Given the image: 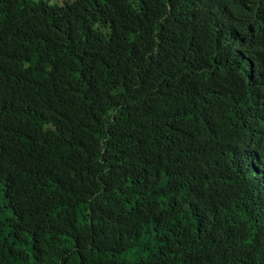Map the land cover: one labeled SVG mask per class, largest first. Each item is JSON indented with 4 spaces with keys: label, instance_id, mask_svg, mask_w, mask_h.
<instances>
[{
    "label": "trees",
    "instance_id": "trees-1",
    "mask_svg": "<svg viewBox=\"0 0 264 264\" xmlns=\"http://www.w3.org/2000/svg\"><path fill=\"white\" fill-rule=\"evenodd\" d=\"M0 11V264H264V0Z\"/></svg>",
    "mask_w": 264,
    "mask_h": 264
},
{
    "label": "clouds",
    "instance_id": "clouds-1",
    "mask_svg": "<svg viewBox=\"0 0 264 264\" xmlns=\"http://www.w3.org/2000/svg\"><path fill=\"white\" fill-rule=\"evenodd\" d=\"M252 118L257 126L264 127V105H258L257 111L252 114Z\"/></svg>",
    "mask_w": 264,
    "mask_h": 264
},
{
    "label": "bare ground",
    "instance_id": "bare-ground-1",
    "mask_svg": "<svg viewBox=\"0 0 264 264\" xmlns=\"http://www.w3.org/2000/svg\"><path fill=\"white\" fill-rule=\"evenodd\" d=\"M35 2H37V1H35ZM2 10H3V9H2ZM2 10H1V11H2ZM1 11H0V12H1ZM0 26H1V25H0ZM0 32H1V31H0ZM4 35H5V34H4ZM2 36H3V34H2ZM0 40H1V39H0ZM262 176H263V175H262ZM260 177H261V176H260ZM262 179H263V178H262ZM260 180H261V179H260ZM257 183H258V182H257ZM256 186H257V185H256ZM261 191H262V190H261ZM260 193H261V192H260ZM261 201H262V200H261ZM263 202H264V201H263ZM257 203H258V202H257ZM260 206H261V205H260Z\"/></svg>",
    "mask_w": 264,
    "mask_h": 264
}]
</instances>
